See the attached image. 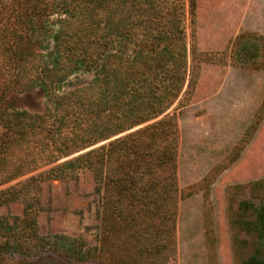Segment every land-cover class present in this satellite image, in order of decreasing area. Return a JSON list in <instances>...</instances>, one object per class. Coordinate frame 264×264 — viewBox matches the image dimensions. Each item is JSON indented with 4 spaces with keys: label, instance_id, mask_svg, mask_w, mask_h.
Masks as SVG:
<instances>
[{
    "label": "rangeland",
    "instance_id": "1",
    "mask_svg": "<svg viewBox=\"0 0 264 264\" xmlns=\"http://www.w3.org/2000/svg\"><path fill=\"white\" fill-rule=\"evenodd\" d=\"M194 4L192 23L189 0H184L185 30L189 37L194 29L198 51L192 58L193 93L180 108L176 101L133 129L174 114L178 196L169 264H246L263 246L239 221L243 201L258 204L264 198V0ZM45 7L36 9L27 0H0V109L42 113L46 108L41 90L25 88L24 76L18 75L34 73L33 60L48 58L52 36L64 20H71L66 9L49 14ZM93 70L78 69L56 84V91L86 84ZM14 135L13 129L0 127V141L11 142L0 168V191L10 199L0 205V221L7 228L0 241L7 238L12 244L0 253V264H105L96 252L101 223L106 221L114 231L119 224L102 215L95 175L85 169L75 178H44L41 174L54 162L35 163L39 144L32 139L14 144ZM19 169L23 174L6 179ZM27 209L35 226L17 221Z\"/></svg>",
    "mask_w": 264,
    "mask_h": 264
},
{
    "label": "trees",
    "instance_id": "2",
    "mask_svg": "<svg viewBox=\"0 0 264 264\" xmlns=\"http://www.w3.org/2000/svg\"><path fill=\"white\" fill-rule=\"evenodd\" d=\"M27 1L36 9L44 4L49 14L66 9L71 20L62 19L48 58L33 60L34 73L18 74L24 76L25 88L41 90L46 108L42 113L0 109V127L13 129L14 144L31 139L39 144L33 161L54 162L41 174L44 178H75L85 169L95 175L102 215L119 224L114 231L106 221L101 223L96 252L105 264H169L178 196L174 114L133 128L176 101L180 108L193 93L192 58L198 51L194 29L189 37L185 30L184 0ZM194 5L189 0L192 23ZM18 59L24 58L18 54ZM78 69H94V74L80 87L57 92L55 85ZM9 143L0 141V168ZM24 171L15 170L6 179ZM3 197L0 205L10 201L7 194ZM28 212L17 221L35 226ZM240 212L242 228L254 231L263 245L245 263L264 264V198L258 204L243 201ZM5 229L0 221V234ZM9 240L0 241V253L12 245Z\"/></svg>",
    "mask_w": 264,
    "mask_h": 264
}]
</instances>
